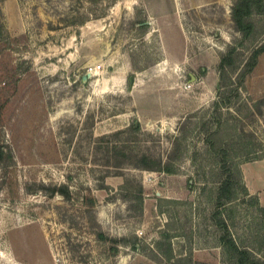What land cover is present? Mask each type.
<instances>
[{
	"label": "rangeland",
	"instance_id": "1",
	"mask_svg": "<svg viewBox=\"0 0 264 264\" xmlns=\"http://www.w3.org/2000/svg\"><path fill=\"white\" fill-rule=\"evenodd\" d=\"M233 1L0 0V264H238L227 234L264 264V11Z\"/></svg>",
	"mask_w": 264,
	"mask_h": 264
},
{
	"label": "trees",
	"instance_id": "2",
	"mask_svg": "<svg viewBox=\"0 0 264 264\" xmlns=\"http://www.w3.org/2000/svg\"><path fill=\"white\" fill-rule=\"evenodd\" d=\"M264 11V0H234L231 5L230 15L231 19L237 30L242 32L244 35H249L253 24L248 19L254 12ZM264 51V44L258 46L249 58L247 67L251 69L255 65V58L258 54ZM223 58L220 63H222ZM224 179L220 184L219 194L217 196L218 204H223L232 197L233 193V180ZM62 189V188H60ZM62 194H66L65 191L61 190ZM222 223V221H221ZM221 243L225 251L232 255L238 264H263L253 257L251 251L245 247L239 246L233 238L227 234L221 236Z\"/></svg>",
	"mask_w": 264,
	"mask_h": 264
},
{
	"label": "built area",
	"instance_id": "3",
	"mask_svg": "<svg viewBox=\"0 0 264 264\" xmlns=\"http://www.w3.org/2000/svg\"><path fill=\"white\" fill-rule=\"evenodd\" d=\"M93 68H95V69H100V65H97V66H94ZM92 69V68H91ZM90 69V70H91Z\"/></svg>",
	"mask_w": 264,
	"mask_h": 264
},
{
	"label": "water",
	"instance_id": "4",
	"mask_svg": "<svg viewBox=\"0 0 264 264\" xmlns=\"http://www.w3.org/2000/svg\"><path fill=\"white\" fill-rule=\"evenodd\" d=\"M87 75H90V73H88ZM85 77V76H84ZM130 81H132V79H130Z\"/></svg>",
	"mask_w": 264,
	"mask_h": 264
}]
</instances>
